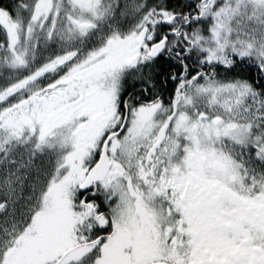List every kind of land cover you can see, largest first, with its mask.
<instances>
[{"label": "snow or ice", "instance_id": "obj_1", "mask_svg": "<svg viewBox=\"0 0 264 264\" xmlns=\"http://www.w3.org/2000/svg\"><path fill=\"white\" fill-rule=\"evenodd\" d=\"M0 264H264V0H0Z\"/></svg>", "mask_w": 264, "mask_h": 264}]
</instances>
